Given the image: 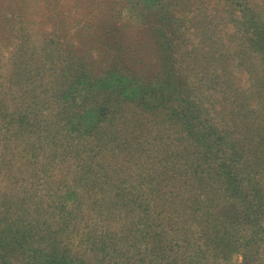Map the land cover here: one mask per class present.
Returning a JSON list of instances; mask_svg holds the SVG:
<instances>
[{
    "label": "trees",
    "instance_id": "obj_1",
    "mask_svg": "<svg viewBox=\"0 0 264 264\" xmlns=\"http://www.w3.org/2000/svg\"><path fill=\"white\" fill-rule=\"evenodd\" d=\"M0 2V264H264L261 2Z\"/></svg>",
    "mask_w": 264,
    "mask_h": 264
},
{
    "label": "rangeland",
    "instance_id": "obj_2",
    "mask_svg": "<svg viewBox=\"0 0 264 264\" xmlns=\"http://www.w3.org/2000/svg\"><path fill=\"white\" fill-rule=\"evenodd\" d=\"M62 1L68 2V0H62ZM120 1L122 3H124L123 9H122V17L127 20V17L132 15L131 16L132 17L131 23L134 24V27H139L140 25H142L144 23V21L146 20V14H147V10L143 5V0H120ZM205 1H206V4H209V2L212 0H205ZM250 1H252V0H250ZM253 1L261 2L262 4L261 5L258 4V6H259V9L264 11V0H253ZM1 3L2 2H0V5H1L0 6V8H1L0 14L3 16V20L9 21V20L13 19L16 22V27H15V30L13 31V34L7 35V33H9V31H10L9 30L10 25L7 23L1 22L3 28H0V29H3L4 33H2L0 35V79H2V77H3V76H1L2 71H3L2 64L4 63V61H7V59L10 57V50L9 49H11V46L9 47L8 45H5V43L8 40L12 41V43H14L13 44V48H14L15 45H17L18 41L20 40V38L23 35L21 33L28 31V28L32 29L34 27L36 29L40 30V28L42 26V23L40 22L41 18L37 15L38 12L36 11V9H33L35 16L31 17L27 14L25 15L22 12V10L20 9V7L17 6V4H15V6H14V4H12V2H9V3L7 2L10 6L9 7L7 3H6V5H2ZM71 9H73V7H71ZM48 10L49 9H47V12H48ZM64 10L67 11L68 8H64ZM74 10L77 11L75 8H74ZM10 11L14 12V15L12 13H10ZM53 13L54 12L51 11L50 15H52ZM6 15H7V18H6ZM41 15H42V13H41ZM230 17H231V15L229 13H226L225 23H220V25L226 26V28H231L232 30L235 31V29L237 27H235L234 24H232ZM219 22H221L220 19H219ZM226 24H228V25H226ZM219 28H220V26H219ZM2 35H5V36H2ZM8 37H10V38L8 39ZM39 39H40V37H39ZM200 40H201V36L195 38V42H199ZM238 48H239V46L233 47V49L235 51H237ZM236 71L239 73L240 77L242 78L241 81L247 85H250L251 83H253V79H255V80L258 79L257 76L264 77L263 67L262 66L260 67V64H258V66L255 68L253 66H251V67L249 66L246 68L244 66H239V68L236 69ZM262 81L263 82H261V83H264V79ZM261 83L259 84V87H262ZM257 92L258 93H264V92L260 91L259 89ZM255 94H257V93L255 92ZM3 183H4V181H2L0 179V184H3ZM241 262H242V255L237 253L235 255L234 259L232 260V262H230L229 264H240Z\"/></svg>",
    "mask_w": 264,
    "mask_h": 264
}]
</instances>
